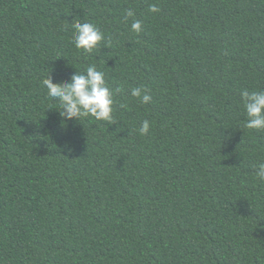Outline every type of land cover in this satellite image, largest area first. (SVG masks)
Wrapping results in <instances>:
<instances>
[{"label": "trees", "instance_id": "obj_1", "mask_svg": "<svg viewBox=\"0 0 264 264\" xmlns=\"http://www.w3.org/2000/svg\"><path fill=\"white\" fill-rule=\"evenodd\" d=\"M92 64L114 120H66L41 82ZM243 90H264V0H0V264H264Z\"/></svg>", "mask_w": 264, "mask_h": 264}, {"label": "clouds", "instance_id": "obj_2", "mask_svg": "<svg viewBox=\"0 0 264 264\" xmlns=\"http://www.w3.org/2000/svg\"><path fill=\"white\" fill-rule=\"evenodd\" d=\"M149 11L156 13L159 8L152 4ZM132 18L131 30L135 33L142 31V22L135 19L132 9L126 11L125 19ZM74 29V45L78 50L91 53L105 41L104 34L92 23L79 21L72 25ZM111 43V38L107 41ZM41 86L47 89V95L51 99L59 101L61 117L66 120H81L92 117L97 121L112 122L114 120L115 95L119 89H112L107 84L105 74L97 70L96 65L87 66L84 73L78 72L72 76L70 82L54 83L50 76L43 79ZM132 97L137 98L141 104H149L151 95L143 87H134L131 90ZM243 106L246 110L248 129L264 131V90L249 92L243 90L240 93ZM139 134L147 135L150 132V122L145 119L137 129ZM256 177L264 181V163L258 165Z\"/></svg>", "mask_w": 264, "mask_h": 264}]
</instances>
